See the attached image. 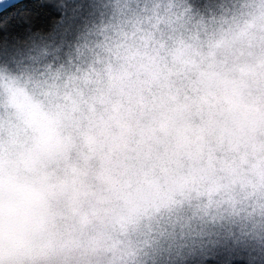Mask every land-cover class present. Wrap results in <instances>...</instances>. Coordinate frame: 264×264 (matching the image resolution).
Here are the masks:
<instances>
[{"label":"clouds","instance_id":"1","mask_svg":"<svg viewBox=\"0 0 264 264\" xmlns=\"http://www.w3.org/2000/svg\"><path fill=\"white\" fill-rule=\"evenodd\" d=\"M0 264H264V0H0Z\"/></svg>","mask_w":264,"mask_h":264}]
</instances>
